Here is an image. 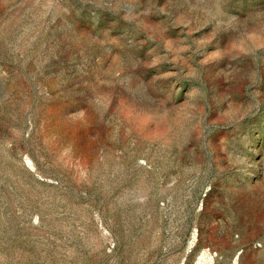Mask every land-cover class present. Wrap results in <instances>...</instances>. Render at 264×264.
<instances>
[{"label": "rangeland", "instance_id": "rangeland-1", "mask_svg": "<svg viewBox=\"0 0 264 264\" xmlns=\"http://www.w3.org/2000/svg\"><path fill=\"white\" fill-rule=\"evenodd\" d=\"M0 264H264V0H0Z\"/></svg>", "mask_w": 264, "mask_h": 264}]
</instances>
